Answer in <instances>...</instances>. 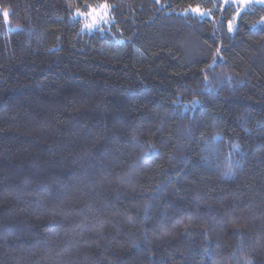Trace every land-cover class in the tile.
<instances>
[{
  "label": "trees",
  "instance_id": "16d2710c",
  "mask_svg": "<svg viewBox=\"0 0 264 264\" xmlns=\"http://www.w3.org/2000/svg\"><path fill=\"white\" fill-rule=\"evenodd\" d=\"M238 11L0 0V264H264V6Z\"/></svg>",
  "mask_w": 264,
  "mask_h": 264
},
{
  "label": "rangeland",
  "instance_id": "374dc122",
  "mask_svg": "<svg viewBox=\"0 0 264 264\" xmlns=\"http://www.w3.org/2000/svg\"><path fill=\"white\" fill-rule=\"evenodd\" d=\"M220 1H222L226 5L227 4H234L239 10L235 20L230 25V28L232 31L235 30L237 20L243 11L247 10L248 8H250L253 5L264 6V0H220ZM195 9H199V11H193V9H191V11H190L194 15H197V16L202 17V18H208L211 16L209 11L202 10L200 8H195ZM79 17H81L83 19L84 27L88 31H93V30L99 28L100 26L108 25L111 22L110 10L108 9V7L106 9H103V10L98 8L91 15H89V13L88 14H79ZM94 20L96 21L95 26L88 27L87 25L92 24ZM261 24H262V26H264V20L261 22Z\"/></svg>",
  "mask_w": 264,
  "mask_h": 264
},
{
  "label": "snow or ice",
  "instance_id": "6c2138e0",
  "mask_svg": "<svg viewBox=\"0 0 264 264\" xmlns=\"http://www.w3.org/2000/svg\"><path fill=\"white\" fill-rule=\"evenodd\" d=\"M88 7H90V6H88ZM99 8L102 9V10L106 9L107 5H100ZM95 11H96V9H91L90 12H89V15H91ZM193 11H199V9H193ZM4 15L7 16V13H5ZM95 23H96V21L94 20L92 24H89L87 26L88 27H93V26H95Z\"/></svg>",
  "mask_w": 264,
  "mask_h": 264
}]
</instances>
